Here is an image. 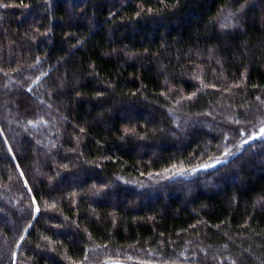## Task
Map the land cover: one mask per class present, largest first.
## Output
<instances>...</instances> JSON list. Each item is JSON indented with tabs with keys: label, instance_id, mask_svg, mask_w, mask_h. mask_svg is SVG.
Listing matches in <instances>:
<instances>
[{
	"label": "trees",
	"instance_id": "1",
	"mask_svg": "<svg viewBox=\"0 0 264 264\" xmlns=\"http://www.w3.org/2000/svg\"><path fill=\"white\" fill-rule=\"evenodd\" d=\"M0 264H264V0H0Z\"/></svg>",
	"mask_w": 264,
	"mask_h": 264
}]
</instances>
